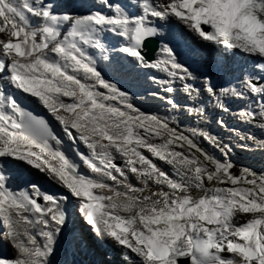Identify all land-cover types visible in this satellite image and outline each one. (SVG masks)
Masks as SVG:
<instances>
[{
	"label": "snow or ice",
	"instance_id": "1",
	"mask_svg": "<svg viewBox=\"0 0 264 264\" xmlns=\"http://www.w3.org/2000/svg\"><path fill=\"white\" fill-rule=\"evenodd\" d=\"M96 3L107 12L73 15L55 0H0V79L37 98L67 138L88 149L79 157L93 174H81L53 148L61 140L49 121L0 86V241L16 253L0 264H52L71 200L98 241L122 246L136 264H264V176L249 169L234 175L230 146L221 148V162L167 119L141 112L89 51L108 52L102 34L109 33L124 41L115 49L124 59L162 71L166 83L180 81L189 97L198 96L188 83L196 77L172 47L162 45L155 62L143 54L146 41L161 35L157 23L175 21L194 38L255 59L261 73L243 76L239 88L217 90L206 79L203 89L224 111L225 98L247 96L258 110L246 109L242 119L259 118L264 128V0H137L135 15L116 0ZM188 112L204 115L202 108ZM258 147L264 150V141ZM154 161L172 166L175 177ZM14 169L38 170L66 194L44 193L35 183L13 189L5 172ZM129 173L142 187L128 183ZM70 235V243L80 239Z\"/></svg>",
	"mask_w": 264,
	"mask_h": 264
},
{
	"label": "bare ground",
	"instance_id": "2",
	"mask_svg": "<svg viewBox=\"0 0 264 264\" xmlns=\"http://www.w3.org/2000/svg\"><path fill=\"white\" fill-rule=\"evenodd\" d=\"M64 1V0H63ZM55 2L60 6L59 7V11H62V12H69L73 15H79V14H88L86 10L90 11L91 8L90 7H87V9L85 10L84 7L82 6L81 9H80V12H77L74 7L70 6L69 3H70V0H65V2L63 3V5L60 4V2H57V0H55ZM73 4H75V2H73ZM106 12V11H104ZM136 14V13H135ZM134 14V15H135ZM160 23V26H159V30L161 32V35L158 36V38L160 39L161 41V47L162 45L164 44H169L168 40L170 38L171 35H178L180 37V39L182 40L183 43H185L189 49H197V48H204L205 50H209L211 46H214L213 44H210L208 45L207 42L205 41H201L199 40L198 38H194L190 33L186 32L183 27L181 25H179L177 22L173 21V22H164V21H160L158 22ZM172 25V26H169V25ZM105 35H103V38H104ZM202 43H200V42ZM110 43H113L114 42V39L113 40H110L109 41ZM181 43V44H183ZM170 47L172 46L169 45ZM178 56V58L180 56H182V53H179V54H176ZM197 55V53H196ZM96 60H97V64H101V62L99 61V59H97V57L95 56ZM160 58H163V54L161 52V48L160 50L158 51L157 53V56H156V60L157 59H160ZM249 58V57H248ZM252 60H248L247 63V66L250 67V66H253L254 65V61H253V58H251ZM188 60V59H187ZM196 63V62H195ZM187 69L189 72H192L196 69V67L194 66H191L192 63L190 61H186L184 60V62L182 63ZM134 69H138L139 71H142V75L145 76L147 79H148V75H150V78L155 74V73H151V71L155 70V69H145V68H142V67H138V66H135L133 63H132ZM205 68V67H204ZM155 72V71H153ZM156 72L158 73V71L156 70ZM161 75H166V73L160 71L159 72ZM102 75H107V72H102ZM193 76L196 77L195 80H191L192 81V85L194 87L195 83L199 80V77L198 74L196 72L193 73ZM145 77H143L141 80V83H144L146 82L145 80ZM162 80V79H160ZM159 80V81H160ZM110 81V80H109ZM177 84H181V87H180V92L179 93H182L184 95H180L179 93L177 94L175 91L171 93V95L173 96L175 94V105L174 107H177V106H180L181 105V101H186V102H190L191 101L186 97L187 94L183 91V88H182V82L178 81ZM118 88L120 89H123L125 88L124 85H126V87L128 86V83L127 82H119V83H116L115 84ZM0 86H4L5 88H11V89H14L10 86L7 85V81L6 80H2L0 79ZM135 92H137V90H134ZM191 98V97H190ZM193 103L191 104H182L181 107H188V109H191L193 108V106H196L195 105V98H193ZM214 98H203L202 101L203 102H198L199 103V107L200 106L202 107V109L204 108V110L206 111H209L211 112L210 110H208L206 107L208 105V102H211L213 101ZM186 105V106H184ZM144 107V106H143ZM145 109H147L146 107H144ZM211 109H220L218 104L216 103H212V106L210 107ZM175 110H178L175 108ZM218 111V110H216ZM176 112V111H175ZM220 112V111H219ZM213 113V112H212ZM56 124H57V127L59 128V130H61L60 134H58V138L61 140V143L60 144H56L55 141H52V146L53 148H55L56 150H59V151H62L63 153H65V155L76 165L79 166V171L81 172V174H84V175H93L91 174L88 169L82 164V161L80 160V157H79V154L78 152H76V147L80 146V143L77 142V143H73L72 141H70L67 136L63 133L62 131V127L59 125V123L56 121ZM64 146H66L67 148L64 149ZM84 146V145H83ZM82 146V147H83ZM68 151V152H66ZM88 151L86 150L85 146L83 147V154H86L87 155ZM71 156H74L73 158H71ZM120 159H117L116 161H119ZM55 163V162H53ZM123 166V165H122ZM21 171L20 169H14V170H11V171H6L5 174L6 176L8 177V181H9V184L10 186L13 188V189H16V190H20L21 188H25L27 186H29L30 184L33 183V181L27 183V181H22V176L18 173V171ZM35 170V169H33ZM42 176H44L46 179H48L44 173H41ZM128 183H131L133 186L135 187H142V185L140 184V182L131 174L129 173L128 174ZM49 180V179H48ZM50 181V180H49ZM109 183H112L111 181H109ZM59 186V185H58ZM60 187V186H59ZM42 192L44 193H47V194H50V195H54L56 197H62L66 194V190L61 188L57 191H54V190H45V188L41 187L40 188ZM67 207V211L69 213V217L72 216L73 213L75 214H78V216L80 215L79 213H77V203L75 200H71L69 203H67L66 205ZM75 216V215H74ZM79 224V223H78ZM68 226V225H67ZM71 230V229H69ZM69 230H67L66 232L69 233ZM79 230V229H78ZM76 230V231H78ZM64 232V231H63ZM63 232L61 234H63ZM63 234L58 240H57V244H56V250L55 252L53 253V256L50 258L52 264H64V259L62 261H59V259L57 258V255L59 253V258H64L63 255L64 253H67V250H68V247H69V244H67L65 247V249H63V244L64 242H67L66 240H70L68 239V236L66 233ZM90 233H87V236H89ZM65 235V236H64ZM64 236V237H63ZM63 237V238H62ZM88 238V237H87ZM89 238H91L89 236ZM37 239L43 243V238L42 237H39L37 236ZM63 240V243H62V240ZM91 240V239H90ZM96 242L94 243V245H90V246H86V244L84 245V248L85 247H89L91 249H94V246H96V243H97V240H95ZM68 243V242H67ZM75 245L71 246L73 247L74 249H76L78 246L76 245V242H74ZM103 246L100 247V250L102 252L106 251L108 253H110V259L111 261H108L106 260L103 255L101 253L98 252L97 249H94V255L90 256V254L88 253V248H85V257L83 256V260L87 263V259L88 257L90 256L91 257V262H94V263H100V264H115V262L119 263L120 262H127L128 264H136V258L134 256H131V255H128L129 252H127L128 250H126L125 248H123L122 246H119L117 244H115L114 242H111V241H108V242H103ZM1 245H4L5 244H1ZM62 246V248H61ZM61 250V251H60ZM4 252H2V254H0V257H6V258H9V259H12L14 258V256L16 255L15 253V250H12L11 249L9 250L8 249H4L3 250ZM11 251V252H10ZM74 251V250H73ZM92 251V250H91ZM88 253V254H87ZM67 255V254H66ZM68 257V255H67ZM105 259V260H103Z\"/></svg>",
	"mask_w": 264,
	"mask_h": 264
},
{
	"label": "rangeland",
	"instance_id": "3",
	"mask_svg": "<svg viewBox=\"0 0 264 264\" xmlns=\"http://www.w3.org/2000/svg\"><path fill=\"white\" fill-rule=\"evenodd\" d=\"M64 2H65V0H64ZM200 42V41H199ZM200 43H202V42H200ZM207 44L208 45H210V43L209 42H207ZM210 49L212 50V52H213V49H215V45L214 46H211L210 47ZM226 49H218V50H216L215 51V53H220V52H224ZM106 77L107 78H109V75L107 76L106 75ZM148 78H149V76H148ZM103 91V90H102ZM190 101H191V103H193V99H192V97L190 98L189 96H186ZM240 100V98H238L237 99V102ZM190 102H186V101H181V105L180 106H177V107H173V108H176V109H178V110H182L183 109V107H181L182 106V104H191ZM195 103H197V102H195ZM217 104V103H216ZM186 105H184V106H186ZM195 105H198V104H195ZM143 106V105H142ZM144 106H146V104L144 105ZM188 106V105H187ZM212 106V103L211 102H208V105H207V109L208 110H210L211 112H209V111H206V110H204V108H203V111H204V115L206 116V117H211L212 119L214 118V121L212 122V124L214 125L215 124V119H217L218 118V116H211L210 114H212V112L213 113H217V112H219V111H221V108L220 109H218V108H216V109H211L210 107ZM199 106H193V108H198ZM138 108V107H137ZM142 108H144V107H142ZM146 108L147 109H143V110H141L140 108H138L141 112H143V113H145V114H149V115H157V111H153L152 109L151 110H149V111H147L148 109H150V108H148L147 106H146ZM200 108H202L201 106H200ZM186 109H188V107H186ZM189 110V109H188ZM216 110H218V111H216ZM178 112H180V113H182L181 111H178ZM160 115V114H159ZM163 118H165V116H163ZM187 121L188 122H190L191 124H193V125H198V124H201V123H205L206 121H205V119H203V116L202 117H189L188 118V112L187 111H185L184 113H183V116H182V119H181V121H173V119H171V118H169L168 119V122H169V124H170V126L171 127H173V128H179V127H182V128H184L186 125H187ZM240 123H241V121H240ZM176 129V130H177ZM200 129H202V128H200ZM178 131V130H177ZM189 136V135H188ZM190 137V136H189ZM245 139H247V137L245 138ZM242 141H244V140H242ZM242 141H235V142H242ZM209 144L211 145V147L212 148H217L216 147V145L215 144H213V143H211L210 141H209ZM222 147V146H221ZM219 148V147H218ZM232 151H231V153L233 152V153H236L239 157H242V158H246V157H249L250 156V154H248L247 152H244V151H241V150H238L237 148H236V146L235 145H233L232 146ZM176 150H181V149H179V148H177ZM221 149H219V151H220ZM192 151H194V150H192ZM230 153V154H231ZM88 154V153H87ZM145 154L146 155H149L150 156V154H148V153H146L145 152ZM197 155H199V154H197ZM212 156H214V155H212ZM74 156H71V158H73ZM223 157V153H222V151H221V158L219 159L221 162H223L225 159L224 158H222ZM201 160H203V158L201 157ZM154 162H156L157 163V161H154ZM233 164V163H232ZM209 167H211V165L209 164ZM248 167L251 169V170H253V169H255V167L252 165V164H248ZM244 169V168H243ZM35 172H37V173H39V174H41L38 170H34ZM243 171L241 170V167H240V165L238 164V163H235L234 164V167L232 168V173L234 174V175H240L241 173H242ZM254 172V171H253ZM264 172V171H263ZM263 172H261V174H262V176H264V173ZM57 185V184H56ZM155 187V186H154ZM193 194V196H199L200 195V193L198 192H193L192 193ZM78 208V207H77ZM77 213H78V211H77ZM75 215V216H74ZM71 218V222H72V225L75 223V227L77 226V228L79 229L77 232H78V234H77V237L78 238H80L81 240H78V241H76V245L78 246L76 249H74V251H73V253L71 254V256L72 257H74V261L73 262H71V259H69L68 257H69V255H68V257H67V255H66V253H64V255H63V257L64 258H59V253H58V255H57V258L59 259V261H62L63 259H64V264H83V262H82V259H83V256L85 257V248H89V247H85L84 248V245L86 244V246H90V245H94V243L96 242L95 240H96V238L94 237V234L92 233V231H91V229H90V227L83 221V219H82V217L79 215L78 216V214H75V213H73V215L70 217ZM247 219V216H240L239 217V220L241 221V222H243V221H245ZM79 223V224H78ZM66 233H68V232H66ZM87 233H90L89 234V236L90 237H92V239L91 240H89V236H87ZM92 234V235H91ZM63 234H61L60 235V237L62 236ZM65 236V235H64ZM59 237V238H60ZM88 237V238H87ZM58 238V239H59ZM63 238V237H62ZM62 240V239H61ZM67 242H68V244L69 245H71V246H73V245H75V243L74 242H72V243H70L69 241L70 240H66ZM62 243H63V240H62ZM1 244H5V247L8 249L9 248V250L11 249V251L12 250H14L13 248H11L6 242H3V241H1ZM61 248H62V246H61ZM73 248V247H72ZM94 248H95V246H94ZM95 249H97V247L95 248ZM10 251V252H11ZM61 251V250H60ZM128 252V251H127ZM79 253V254H78ZM78 254V255H77ZM92 255H94V253H90V256H92ZM129 255V254H128ZM88 257V259H87V263L88 264H96V263H94V262H91V257ZM106 256L107 257H109V254H106ZM77 257V258H76ZM81 258V259H80ZM103 260H105V259H103ZM98 264V263H97ZM100 264V263H99ZM115 264H128L127 262H120L119 261V263H117V262H115Z\"/></svg>",
	"mask_w": 264,
	"mask_h": 264
},
{
	"label": "water",
	"instance_id": "4",
	"mask_svg": "<svg viewBox=\"0 0 264 264\" xmlns=\"http://www.w3.org/2000/svg\"><path fill=\"white\" fill-rule=\"evenodd\" d=\"M145 48H146V51L144 52L145 58L148 61H152L154 59L155 51L157 50L156 42L152 40L147 42Z\"/></svg>",
	"mask_w": 264,
	"mask_h": 264
}]
</instances>
